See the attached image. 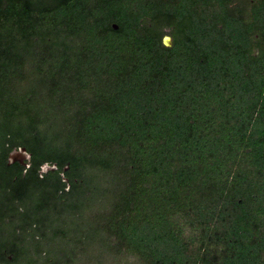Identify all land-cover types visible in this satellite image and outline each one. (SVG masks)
Instances as JSON below:
<instances>
[{
    "label": "trees",
    "instance_id": "16d2710c",
    "mask_svg": "<svg viewBox=\"0 0 264 264\" xmlns=\"http://www.w3.org/2000/svg\"><path fill=\"white\" fill-rule=\"evenodd\" d=\"M229 1L0 0V128L72 143L138 264H264V0Z\"/></svg>",
    "mask_w": 264,
    "mask_h": 264
},
{
    "label": "flooded vegetation",
    "instance_id": "af4514ba",
    "mask_svg": "<svg viewBox=\"0 0 264 264\" xmlns=\"http://www.w3.org/2000/svg\"><path fill=\"white\" fill-rule=\"evenodd\" d=\"M257 4L230 0L231 19L249 28ZM260 28L264 31V24ZM165 31L161 42L171 47ZM253 36L249 54L257 58L264 34ZM35 133L38 139L30 147L25 130L0 128V264H102L116 259L106 236L107 179L82 165L74 168L68 160L73 145L62 144L56 130ZM21 149L22 156L12 155Z\"/></svg>",
    "mask_w": 264,
    "mask_h": 264
},
{
    "label": "rangeland",
    "instance_id": "374dc122",
    "mask_svg": "<svg viewBox=\"0 0 264 264\" xmlns=\"http://www.w3.org/2000/svg\"><path fill=\"white\" fill-rule=\"evenodd\" d=\"M164 41H165L164 43L167 44L168 46L171 44V41L169 38H165ZM98 177H100V176H98ZM114 257H117V255L113 256L112 258H114ZM93 264H97V263L93 262ZM102 264H138V263H137L135 258H128L127 256H119L116 259L110 258L109 261L106 260V261L102 262Z\"/></svg>",
    "mask_w": 264,
    "mask_h": 264
},
{
    "label": "water",
    "instance_id": "95a60500",
    "mask_svg": "<svg viewBox=\"0 0 264 264\" xmlns=\"http://www.w3.org/2000/svg\"><path fill=\"white\" fill-rule=\"evenodd\" d=\"M111 27H112L113 30H117V28H118L116 24H112ZM23 153H25V149H21V150H19L17 152H13L12 155L13 156H15V155L16 156H22Z\"/></svg>",
    "mask_w": 264,
    "mask_h": 264
}]
</instances>
